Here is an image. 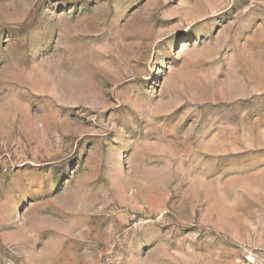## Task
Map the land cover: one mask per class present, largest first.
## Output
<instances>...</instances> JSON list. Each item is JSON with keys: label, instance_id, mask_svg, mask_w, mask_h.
Listing matches in <instances>:
<instances>
[{"label": "rangeland", "instance_id": "obj_1", "mask_svg": "<svg viewBox=\"0 0 264 264\" xmlns=\"http://www.w3.org/2000/svg\"><path fill=\"white\" fill-rule=\"evenodd\" d=\"M0 264H264V0H0Z\"/></svg>", "mask_w": 264, "mask_h": 264}]
</instances>
